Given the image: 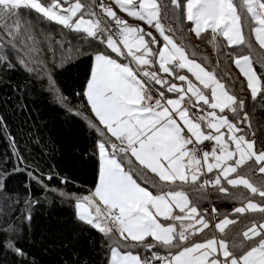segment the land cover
Returning a JSON list of instances; mask_svg holds the SVG:
<instances>
[{
  "label": "snow or ice",
  "instance_id": "snow-or-ice-1",
  "mask_svg": "<svg viewBox=\"0 0 264 264\" xmlns=\"http://www.w3.org/2000/svg\"><path fill=\"white\" fill-rule=\"evenodd\" d=\"M245 24L264 49V0H0V79L11 83L8 73L24 71L80 115L56 77L70 60L90 61L76 95L94 117L87 118L97 133L94 187L80 195L50 186L45 180L53 175L71 183L54 169L27 175L45 199L67 200L76 220L101 234L94 264H264V147L252 138L249 115L257 107L264 112V56L255 61L258 74ZM202 34L214 50L221 37L237 46L232 62L246 80V96L237 95L242 89L235 80L217 75L208 57L197 61L191 38ZM243 47L248 54L238 55ZM0 132L11 148L0 157L3 187L22 170L9 171V160L20 164L23 157L3 116ZM27 196L30 222L40 201L30 199V187ZM217 200L232 202L231 211L218 209ZM22 231L12 224L0 229V249L15 264H37L18 246Z\"/></svg>",
  "mask_w": 264,
  "mask_h": 264
},
{
  "label": "trees",
  "instance_id": "trees-1",
  "mask_svg": "<svg viewBox=\"0 0 264 264\" xmlns=\"http://www.w3.org/2000/svg\"><path fill=\"white\" fill-rule=\"evenodd\" d=\"M243 33L246 40L252 41L251 59L259 74L261 65L255 61L264 56V49L259 48L247 24L243 26ZM187 35L185 32V36ZM204 35L199 39L191 38V44L198 48L197 61L200 62L202 56L208 57L212 64L217 65V75L223 77L226 83L229 78L235 80L242 89L237 91V95L246 96V80L232 62V49L237 46H228L221 37V46L217 51L205 41ZM53 36L57 40L62 39L55 30ZM175 39L179 41L180 36L176 35ZM189 53L191 55V50ZM237 54H248V49L237 48ZM89 73V59L79 57L66 63L58 70L56 77L58 86L68 98V106L75 108L80 115L67 111L50 93L39 88L40 81L30 78L24 71L8 73L11 83L0 79V116L5 118L7 130L15 138L19 153L23 157V163L20 164H17L16 157H11L9 171L13 166L22 170L12 172L4 186L0 187V229L8 224L22 226L18 246L34 258L37 264H94L101 259V234L78 222L73 207L67 200L62 202L56 194H48L45 199L40 185L30 180L27 175V171L32 169H40L45 174L54 169L61 176L69 177L71 183L62 185L58 177L53 175L51 181L45 180L50 186H58L67 192L80 195L88 193L94 187L98 159L93 155L92 149L97 133L87 123V118L94 117L87 107L86 99L76 95L81 91V85L86 82V75ZM21 82L23 84L20 88L12 87V84ZM28 87L32 88L30 94ZM253 114L261 127L258 136L253 138L259 141L257 147L261 148L264 147V112L257 107ZM5 153L11 155V148L6 136L0 132V157ZM29 187L30 199L40 201L33 204L30 210V222L25 218L29 211L24 209V201L29 198ZM215 203L222 212H230L233 207L230 201L217 200ZM206 205L207 202L204 206ZM4 235L0 232V240ZM0 264L15 262L10 255L5 259L4 252L0 249Z\"/></svg>",
  "mask_w": 264,
  "mask_h": 264
},
{
  "label": "rangeland",
  "instance_id": "rangeland-1",
  "mask_svg": "<svg viewBox=\"0 0 264 264\" xmlns=\"http://www.w3.org/2000/svg\"><path fill=\"white\" fill-rule=\"evenodd\" d=\"M103 2L105 4H111L113 2V0H103ZM118 11V10H117ZM118 14L124 16L128 22L130 24H134V25H137L139 27H142L144 28V30L147 32V31H152L153 32V35L154 36H157L159 37V34L155 32V30L153 28H149L147 25L143 24V22H140V21H137L135 20L134 18H129V17H126V14H122V13H119L118 11ZM253 37L255 38V36L253 35ZM146 39H148V37H146ZM239 70V69H238ZM93 115V114H92ZM250 117H251V133L254 134L252 136V138L254 137H257L258 136V133L260 132L259 130L261 129L260 127V124H257L258 123V120L255 119V115L253 114V111L249 113ZM102 127V126H101ZM84 195H87V194H84ZM1 204V203H0Z\"/></svg>",
  "mask_w": 264,
  "mask_h": 264
},
{
  "label": "crops",
  "instance_id": "crops-1",
  "mask_svg": "<svg viewBox=\"0 0 264 264\" xmlns=\"http://www.w3.org/2000/svg\"><path fill=\"white\" fill-rule=\"evenodd\" d=\"M252 36H253V34H252ZM253 39L255 40V38H254V37H253ZM244 55H246V54H244ZM250 58H251V57H250ZM235 66H236V65H235ZM237 70H238V68H237ZM241 75H242V74H241ZM86 194H88V193H86ZM207 205H208V203H207ZM207 205H206V206H207ZM206 206H205V207H206Z\"/></svg>",
  "mask_w": 264,
  "mask_h": 264
},
{
  "label": "built area",
  "instance_id": "built-area-1",
  "mask_svg": "<svg viewBox=\"0 0 264 264\" xmlns=\"http://www.w3.org/2000/svg\"><path fill=\"white\" fill-rule=\"evenodd\" d=\"M206 207H210V205L208 204Z\"/></svg>",
  "mask_w": 264,
  "mask_h": 264
}]
</instances>
